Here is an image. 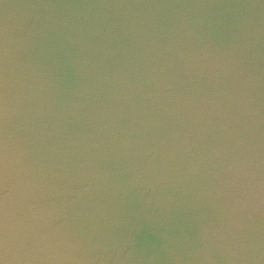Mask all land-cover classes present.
Listing matches in <instances>:
<instances>
[{
  "label": "water",
  "instance_id": "obj_1",
  "mask_svg": "<svg viewBox=\"0 0 264 264\" xmlns=\"http://www.w3.org/2000/svg\"><path fill=\"white\" fill-rule=\"evenodd\" d=\"M0 264H264V0H0Z\"/></svg>",
  "mask_w": 264,
  "mask_h": 264
}]
</instances>
